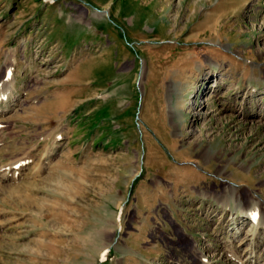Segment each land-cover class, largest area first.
<instances>
[{
  "label": "rangeland",
  "instance_id": "1",
  "mask_svg": "<svg viewBox=\"0 0 264 264\" xmlns=\"http://www.w3.org/2000/svg\"><path fill=\"white\" fill-rule=\"evenodd\" d=\"M6 67L0 171L30 160L0 178V264L244 256L254 223L226 220L264 207V0H0Z\"/></svg>",
  "mask_w": 264,
  "mask_h": 264
},
{
  "label": "bare ground",
  "instance_id": "2",
  "mask_svg": "<svg viewBox=\"0 0 264 264\" xmlns=\"http://www.w3.org/2000/svg\"><path fill=\"white\" fill-rule=\"evenodd\" d=\"M100 14H104V12L100 13ZM12 76H13V74H12L11 69L9 67H6L5 75H3L0 78V100H2L1 102L9 101V98L13 94V84H12V80L13 79H12ZM29 160L30 159L27 158V159L19 160L15 164L13 163L14 165H12V164H11V166L9 165L10 167L9 168H5L4 172L0 171V178L6 179V178H8L10 176V174L12 172H14V173H12V175L13 174L16 175V173H18V172L20 173L21 170L28 164ZM235 197H232V199L234 200ZM255 198L251 197V199L247 201V204H248L247 205L244 202V200H242L243 198L236 197L235 200H234L235 203H236L235 206L236 205H238V206H236V207L234 206L235 210H233L232 207H231L230 210L227 213V214H230L231 217L228 216L229 218L226 220V223H231L232 225L235 224L236 226H238L237 227L238 230L234 233L235 235L233 234L234 236H237V235H239L241 233L240 224H242L243 221H245L247 219H250L252 221V223H254V226H255V229H254V231H253V233L251 235L252 238L249 239V241H248V247H246V249L244 248L245 249V254H244L243 257H242V255H239L240 252H237V247L235 245H232L233 246V248H232L233 249V253L231 251V254H232V258L236 261L234 264H251L250 261L252 259H255V258H256V263L260 264V256L261 255L260 256L258 255V252H257L258 248L257 247L259 246V244L261 243L262 238H263L262 230L264 232V207L262 205H260L258 200L255 199ZM226 201H227V199H226ZM226 201H225V204H224L225 208L223 209L225 214H226V210L228 209L227 207H229V205L226 203ZM236 215H237V217H236ZM252 227H253V225H252ZM231 244H232V241H231ZM201 261L203 262L202 264H212V261H209V260L203 259Z\"/></svg>",
  "mask_w": 264,
  "mask_h": 264
}]
</instances>
